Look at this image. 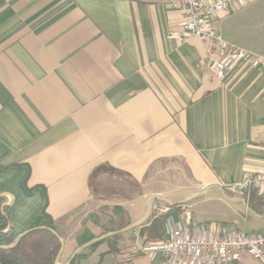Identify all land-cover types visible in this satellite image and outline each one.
<instances>
[{
    "label": "crops",
    "instance_id": "1",
    "mask_svg": "<svg viewBox=\"0 0 264 264\" xmlns=\"http://www.w3.org/2000/svg\"><path fill=\"white\" fill-rule=\"evenodd\" d=\"M183 20L170 0H0V197L18 232L46 208L59 264L84 228L97 234L92 215L134 225L151 202L176 221L264 231L232 189L264 164V68L219 79ZM213 25L264 56V0ZM120 239L119 252L104 242L75 264H160L138 252V230Z\"/></svg>",
    "mask_w": 264,
    "mask_h": 264
},
{
    "label": "built area",
    "instance_id": "2",
    "mask_svg": "<svg viewBox=\"0 0 264 264\" xmlns=\"http://www.w3.org/2000/svg\"><path fill=\"white\" fill-rule=\"evenodd\" d=\"M253 0H170L182 12L183 31L208 45L209 68L224 79L237 67L264 68V56L230 43L214 27L213 20L246 7ZM264 144V131L262 134ZM232 189L249 202L254 191L264 194V164L233 184ZM138 252L160 264H242L249 255L264 264V231L248 232L218 223H198L190 216L176 221L169 217L165 239L144 244Z\"/></svg>",
    "mask_w": 264,
    "mask_h": 264
},
{
    "label": "trees",
    "instance_id": "3",
    "mask_svg": "<svg viewBox=\"0 0 264 264\" xmlns=\"http://www.w3.org/2000/svg\"><path fill=\"white\" fill-rule=\"evenodd\" d=\"M5 198L0 197V264H56V259L62 248V242L55 233V224L52 217L47 213L46 208L37 217L33 226L22 232H18L10 225V208L4 207ZM249 207L258 213L264 214V194L254 191L249 200ZM176 208V206L172 207ZM119 210V209H116ZM123 218L118 213V218H110L107 223L100 225V222L92 215L94 223L98 224L103 232L94 234L88 228H84L77 236L78 244L84 245L91 240L113 231H122L132 223L123 222ZM169 214H158L154 212L149 219L138 228L133 230L139 232L144 244L158 242L166 237V222ZM120 232L98 241L87 247L84 251L95 248L106 242L109 245V252H119L117 241ZM21 237L15 247H10ZM6 246V247H5ZM78 254L70 264H75Z\"/></svg>",
    "mask_w": 264,
    "mask_h": 264
},
{
    "label": "water",
    "instance_id": "4",
    "mask_svg": "<svg viewBox=\"0 0 264 264\" xmlns=\"http://www.w3.org/2000/svg\"><path fill=\"white\" fill-rule=\"evenodd\" d=\"M8 205H9V203H5L3 206L6 207V206H8ZM152 213H153V204H152V202H151V203H150V206H149V210H148L147 215H146V216L144 217V219H142L140 222H138V223H136V224H134V225L128 227L127 229H123L122 231H113V232H109V233H107V234H105V235H101V236L96 237L95 239L91 240L90 242H88V243L82 245L81 247H79V248L75 251V253L73 254V256H72V258L70 259V261H69L68 264H70V263L72 262V260H73V259L79 254V252H80L81 250L86 249L87 247L91 246L92 244H94V243H96V242H98V241L104 240V239H106V238H108V237H110V236H112V235H114V234H116V233H118V232H123V231H126V230H128V229L137 228V227L141 226L143 223H145V222L149 219V217L152 215ZM55 233H56V232H55ZM56 234H57V233H56ZM57 235H58V234H57ZM59 238H60V237H59ZM20 239H21V237H18L17 240L15 241V243H14L13 245H11L10 247H15V246L19 243ZM60 240H61V242H62V248H61L60 253H59V255H58L57 259H56V264H59V260H60V257H61V255H62L63 249H64V242H63V240H62L61 238H60ZM5 247H6V246H5Z\"/></svg>",
    "mask_w": 264,
    "mask_h": 264
},
{
    "label": "rangeland",
    "instance_id": "5",
    "mask_svg": "<svg viewBox=\"0 0 264 264\" xmlns=\"http://www.w3.org/2000/svg\"><path fill=\"white\" fill-rule=\"evenodd\" d=\"M154 211V210H153ZM100 222H102V223H107V221H109V219L110 218H112V219H116V218H118V213H115V212H112L111 210H108V211H106V210H104V211H102L101 212V215H100ZM121 217H124L122 214H121ZM93 220V219H92ZM123 222H124V224L125 223H128V219H126L125 217L123 218ZM133 224V223H132ZM104 225V224H103ZM95 228V230L97 231V235L98 234H101V232H103V230H102V228L100 227H94ZM248 230H250V228L248 229ZM135 233H136V231L135 230H133V231H129V232H123V233H121V234H119V241H117V245L119 244L118 242H120V238L121 237H128V240H131L133 237H135ZM125 235V236H124Z\"/></svg>",
    "mask_w": 264,
    "mask_h": 264
}]
</instances>
